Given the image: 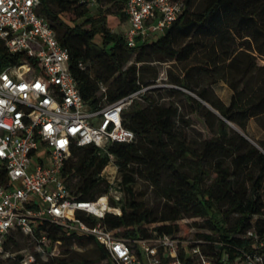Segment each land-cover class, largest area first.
Wrapping results in <instances>:
<instances>
[{
  "label": "trees",
  "instance_id": "16d2710c",
  "mask_svg": "<svg viewBox=\"0 0 264 264\" xmlns=\"http://www.w3.org/2000/svg\"><path fill=\"white\" fill-rule=\"evenodd\" d=\"M185 4L183 14L162 35L129 48L122 33L114 32L127 22L121 0H96L94 6L87 0H40L38 13L68 50V70L92 107L155 86L158 65L179 66L176 76L169 70L168 89L152 87L143 102H133L123 113L122 124L133 133L132 142L114 143L105 150L74 147L61 176L76 200L94 201L112 187L100 176L111 155L124 197L110 200L120 215L106 214L102 226L125 239L176 235L192 228L196 237L221 244L209 250L211 255L224 254L232 262L239 252L252 248L240 235L249 229L264 235V142L257 147L229 126L244 132L250 119L264 116V80L257 77L264 74V66L257 64L264 61V0ZM0 60L4 67L18 57L0 47ZM219 82L232 91L228 106L212 98L210 90ZM99 83L106 92L97 95ZM159 90L169 97L183 96L191 115L200 118L212 136L189 140L178 106L154 98ZM137 181L147 183L163 200L159 212L135 202ZM49 236L61 242V256L53 263L111 264L90 237L64 235L56 227ZM88 245L96 253L93 260L72 249Z\"/></svg>",
  "mask_w": 264,
  "mask_h": 264
},
{
  "label": "built area",
  "instance_id": "2783aa9c",
  "mask_svg": "<svg viewBox=\"0 0 264 264\" xmlns=\"http://www.w3.org/2000/svg\"><path fill=\"white\" fill-rule=\"evenodd\" d=\"M121 1L128 25L122 37L129 48L162 35L186 5L185 0ZM39 4L0 0V47L18 57L4 67L0 60V264H56L61 242L51 239V227L64 235L92 238L111 264H264V235L253 229L240 235L252 248L239 252L232 262L224 254L211 255L209 250L221 244L198 238L195 232L125 239L106 229L100 220L108 213L120 215L110 200L122 197L114 177L108 180L103 174L106 168L117 172L111 155L100 174L112 186L109 192L94 201L76 200L61 176L71 150H105L114 143L132 142L134 135L123 126L122 115L133 102H143L154 86L90 106L68 70V50L38 13ZM105 92L106 86L99 83L97 95ZM17 235L29 242L28 248L14 249Z\"/></svg>",
  "mask_w": 264,
  "mask_h": 264
},
{
  "label": "rangeland",
  "instance_id": "374dc122",
  "mask_svg": "<svg viewBox=\"0 0 264 264\" xmlns=\"http://www.w3.org/2000/svg\"><path fill=\"white\" fill-rule=\"evenodd\" d=\"M126 26H127L126 24H122L121 26L117 27L114 30V32L121 33L122 31L126 29ZM100 42H101L100 38L95 39L96 44H100ZM257 64L258 66L262 67L264 66V61L257 60ZM157 70H158V78H157L158 80L155 86H158L161 89H168V87H170L169 86L170 84L166 82L168 81V78H169L168 77L169 70H171V72L175 76L179 74V66L173 67L170 64L162 65V66L158 65ZM257 77H258V80L261 77H262V80H264V74L262 72L259 73V76ZM143 88H146V87H143ZM241 88H242V84L239 83V89ZM210 91L212 93V98L219 100L223 104L227 105L228 102L230 101L232 91L227 86V84L223 82H219L216 85L212 86ZM147 92L148 91H146V93ZM153 96L159 103H168L170 101V102H173L175 106H178V112L184 116L188 124V127L185 128V132L189 140L200 141L202 139L210 138L212 134L214 133L213 131L211 132L209 131V129H207V127L205 126V124L200 118L198 119L195 115H191V113L189 112V108L184 102L183 96L174 95L172 97H169L166 94V92H163L162 90H159V92H155ZM193 98L196 99V96L194 95ZM251 124L255 129V132L253 131V133L258 135V137L261 140H264V116L260 117L258 120H252ZM231 127L234 130H236L238 133L242 134V131L239 130L235 125L231 124ZM231 127L229 128L231 129ZM251 141L253 145L258 147V144L254 140H251ZM103 174H104V177H108V180H112V177H114V181H115L114 184H117V182L120 180L117 172L115 174L112 173V168H106ZM134 194H135V197H134L135 202H137L138 204H141L143 207L149 208L154 212H159L161 210L162 205H163V200L157 197L153 189L147 183L137 181V185L134 188ZM184 232L192 236L195 231L191 228ZM15 239H16V243L18 244V246L14 247L15 250L29 247V242L22 236L17 235ZM75 248H76L75 251L78 252V255H80V257L84 259L93 260L96 258V253L94 252L92 245H88L84 249H79L77 247ZM59 251L61 253V246L59 247ZM105 263L106 261H101L97 264H105Z\"/></svg>",
  "mask_w": 264,
  "mask_h": 264
},
{
  "label": "crops",
  "instance_id": "0c3cea01",
  "mask_svg": "<svg viewBox=\"0 0 264 264\" xmlns=\"http://www.w3.org/2000/svg\"><path fill=\"white\" fill-rule=\"evenodd\" d=\"M126 25H127V22H126ZM128 26V25H127ZM126 26V27H127ZM123 32V31H122ZM121 32V33H122ZM231 90V89H230ZM231 96H232V94H231ZM230 99H231V97H230ZM229 103H230V101L228 102V104L226 105V104H224L225 106H228L229 105ZM252 120H255V119H250L248 122H247V125H246V128H245V131L244 132H242V134L241 135H243L247 140H249L250 142H252L251 140H254L256 143L257 142H264V140H261L259 137H258V135H256V134H254L253 133V131L255 132V129H254V127L252 126V124H251V121ZM257 127V126H256Z\"/></svg>",
  "mask_w": 264,
  "mask_h": 264
},
{
  "label": "water",
  "instance_id": "95a60500",
  "mask_svg": "<svg viewBox=\"0 0 264 264\" xmlns=\"http://www.w3.org/2000/svg\"><path fill=\"white\" fill-rule=\"evenodd\" d=\"M207 107V106H206ZM214 112V111H213ZM216 115H217V113L216 112H214ZM229 126H231L230 124H229Z\"/></svg>",
  "mask_w": 264,
  "mask_h": 264
}]
</instances>
